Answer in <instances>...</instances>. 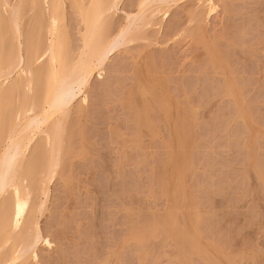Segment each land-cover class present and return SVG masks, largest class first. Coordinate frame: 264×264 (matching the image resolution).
<instances>
[{
	"label": "rangeland",
	"instance_id": "374dc122",
	"mask_svg": "<svg viewBox=\"0 0 264 264\" xmlns=\"http://www.w3.org/2000/svg\"><path fill=\"white\" fill-rule=\"evenodd\" d=\"M160 1L121 0L105 32L113 38ZM61 2L56 46L72 61L92 0ZM56 4L23 0L32 90L8 93L12 112L18 100L53 91L43 52L47 10ZM7 15L0 7V61L17 42ZM147 23L69 105L61 166L46 194L38 181L51 146L33 155L28 202L44 211L30 263L264 264V0H169Z\"/></svg>",
	"mask_w": 264,
	"mask_h": 264
},
{
	"label": "bare ground",
	"instance_id": "6f19581e",
	"mask_svg": "<svg viewBox=\"0 0 264 264\" xmlns=\"http://www.w3.org/2000/svg\"><path fill=\"white\" fill-rule=\"evenodd\" d=\"M120 1L92 0L91 6L84 10L86 23L84 47L78 58L72 61L63 60L56 46L58 25L63 17L61 0H57L56 6L47 10L46 29L49 41L43 54L49 56L53 91L43 100L33 95L27 105H21L18 97V107L16 106V111L12 112L10 107L14 100L7 96L8 93L18 92L24 87L27 92L32 90L31 60L35 51L33 49L24 51L20 40L23 0H17L11 6L9 0H0V7L8 14L7 34L17 40L13 48L15 50L12 49V53L10 51V54L0 61V92L6 94L4 98L0 96V116L3 120L0 133V208L3 207L4 201L10 200L8 209L7 205L4 211L0 209V264H32L30 260L35 257L38 244L42 240L39 218L44 208L37 207L36 204L29 205L28 202L30 194L28 176H30L29 171L32 172L33 155L37 152L35 157L37 156L44 143L51 146L50 163L44 174H41L42 177L40 175V182L38 181L39 190L46 194L49 182L58 174V168L61 166L60 159L64 152L65 140L63 127L68 118L66 114L71 108L69 105L71 106L72 102L78 99L91 76L104 63L109 53L120 43L134 39L133 37L138 35L134 33L140 32V28H145L151 16L157 12H164L169 3V0H161L155 10L142 8L138 16L131 17L111 38L109 33L105 32L104 21L116 13ZM152 1L150 0L146 5H150ZM74 2L77 6L81 5V0ZM2 17H0V27L3 22ZM17 100H15L16 104ZM8 109L11 112H8ZM50 124L53 126L51 133L48 132ZM8 227L12 230L3 238V232Z\"/></svg>",
	"mask_w": 264,
	"mask_h": 264
}]
</instances>
